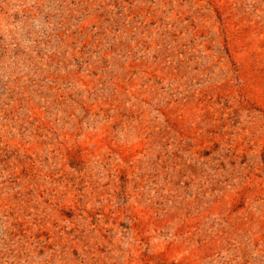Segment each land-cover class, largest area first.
I'll return each instance as SVG.
<instances>
[{
	"label": "rangeland",
	"instance_id": "obj_1",
	"mask_svg": "<svg viewBox=\"0 0 264 264\" xmlns=\"http://www.w3.org/2000/svg\"><path fill=\"white\" fill-rule=\"evenodd\" d=\"M0 264H264V0H0Z\"/></svg>",
	"mask_w": 264,
	"mask_h": 264
}]
</instances>
